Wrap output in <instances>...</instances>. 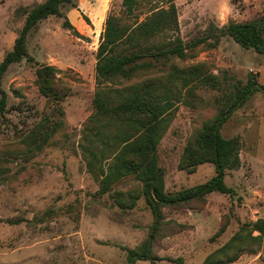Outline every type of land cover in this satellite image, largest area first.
I'll return each instance as SVG.
<instances>
[{
  "label": "rangeland",
  "instance_id": "374dc122",
  "mask_svg": "<svg viewBox=\"0 0 264 264\" xmlns=\"http://www.w3.org/2000/svg\"><path fill=\"white\" fill-rule=\"evenodd\" d=\"M43 1L0 0V63L14 47L25 10ZM73 1L77 7L66 4L62 11L74 28L64 26L65 16L41 20L27 37L33 59L12 63L0 77V99L7 93L0 112V264H127L122 247L150 249L155 257L135 264H177L179 257L183 264H201L241 225L264 218V90L255 91L221 127L224 137L237 138L242 147L241 166L225 175L234 192L164 205L157 226L135 174L101 189L99 166L108 171L123 146L116 133L130 129L126 121L109 124L102 117L106 121L100 122L94 99L101 94L116 103L122 93L109 87L142 86L149 77L152 88L168 93L172 105L157 153L165 191L177 194L216 175L209 161L185 166L186 148L249 80L264 84V53L224 34L216 46L200 45L184 58L153 60V67L132 79L99 86L95 66L101 36L110 13L132 25L174 3L179 32L158 33L147 44L178 35L187 42L209 25L263 19L264 0H139L131 15L123 0ZM43 65L59 69L55 86L64 94L59 101L40 91L37 69ZM91 153L98 155L93 167ZM225 223L226 230L216 236ZM238 257L225 264H264V246L251 244Z\"/></svg>",
  "mask_w": 264,
  "mask_h": 264
},
{
  "label": "trees",
  "instance_id": "16d2710c",
  "mask_svg": "<svg viewBox=\"0 0 264 264\" xmlns=\"http://www.w3.org/2000/svg\"><path fill=\"white\" fill-rule=\"evenodd\" d=\"M122 3L125 12L131 15L137 8L139 0H123ZM66 4L77 7L73 0H45L25 10V23L15 40L14 47L0 63V77L12 63L20 62L23 58L33 59L28 53L27 37L41 20L51 15L65 16L64 26L74 28L62 11ZM83 16L85 20H89L85 14ZM170 31L179 32L177 7L174 3L168 9L156 10L145 20L137 21L132 25L122 24L117 15L110 13L106 18L105 31L102 33L97 53L95 72L98 85L112 86L111 84L120 77L132 79L140 70L153 67L154 61H166L172 56L184 58L200 45L216 46L224 34L231 36L244 47H251L264 53V18L229 22L224 26L209 25L205 34L187 42L178 35L172 41L147 44L156 34H166ZM58 72L59 69L53 65H43L37 69L40 91L57 101L64 96L62 89L59 90L55 86ZM192 74L198 76V73L192 72ZM144 81L142 86L133 84L123 89L109 87L122 93L116 103L101 94L94 99L100 122L106 121L102 117H105L109 124L113 120L126 121L130 129L124 133H116L117 144L123 146L121 151L116 153L108 171L99 166L103 174L100 182L102 191H106L113 182L123 176L135 174L143 182V191L155 214L157 226L162 218L164 205L190 202L214 191L234 192V189L226 184L225 175L227 170L238 169L241 166L242 147L237 138L224 137L221 127L232 112L242 106L255 91L264 90V84L255 79L249 80L227 109L217 115L213 121L205 124L188 144L184 158L187 162L185 166L194 167L209 161L214 163L216 175L205 183L179 191L177 194H169L165 191L164 170L159 164L157 149L168 124V113L172 102L167 92H158L156 88H152L153 82L150 77ZM6 105L7 93L3 91L0 112H4ZM107 145L109 146L108 141L105 147ZM106 152L104 149L103 156ZM97 160L98 155L91 153L89 166L93 167L94 161ZM226 227L227 223L223 224L216 236L221 235ZM255 231H258L257 235H254ZM254 243L264 246V218L241 225L227 243L209 254L201 264L234 262L239 258L238 255L242 250ZM122 248L126 250L127 264H135L138 260L155 259L150 249L140 251L128 247ZM176 263L184 262L179 257Z\"/></svg>",
  "mask_w": 264,
  "mask_h": 264
}]
</instances>
